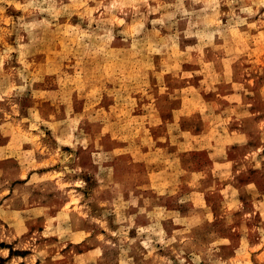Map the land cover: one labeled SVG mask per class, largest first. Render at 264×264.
Listing matches in <instances>:
<instances>
[{"label":"rangeland","instance_id":"374dc122","mask_svg":"<svg viewBox=\"0 0 264 264\" xmlns=\"http://www.w3.org/2000/svg\"><path fill=\"white\" fill-rule=\"evenodd\" d=\"M0 264H264V0H0Z\"/></svg>","mask_w":264,"mask_h":264}]
</instances>
